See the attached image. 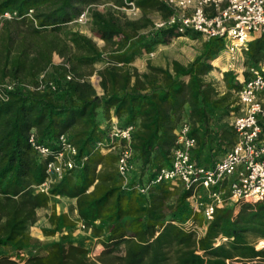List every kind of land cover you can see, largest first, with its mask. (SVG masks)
<instances>
[{
  "label": "trees",
  "instance_id": "1",
  "mask_svg": "<svg viewBox=\"0 0 264 264\" xmlns=\"http://www.w3.org/2000/svg\"><path fill=\"white\" fill-rule=\"evenodd\" d=\"M134 3L141 16L123 12ZM88 9V36L68 26ZM34 11L33 19L25 15ZM0 86L16 82L6 101H0V264H264V201L218 208L205 236L177 224L192 218L190 192L181 183L158 182L142 194L136 185L148 184L171 164L176 130L191 124L197 145L192 159L212 167L236 141L229 122L237 113L241 85L231 72L223 75L226 92L206 77L218 66L224 47L219 38L204 42L188 64L173 60L167 66L148 62L140 72L132 64L143 53L183 36L174 28L155 30L151 15L162 18L174 10L161 0H0ZM95 38L104 43L101 48ZM54 54L64 62L56 64ZM264 60V35L250 42L246 65ZM97 64L102 67L96 69ZM56 90H30L38 77ZM99 78L100 91L91 82ZM71 76V79L67 77ZM115 117L120 126L134 125L131 142L136 172L124 185L117 155L97 149ZM264 139V123L262 124ZM34 131L39 144L57 150L66 135L83 165L69 171L49 194L34 186L46 179V161L29 143ZM75 200L78 221L101 241L96 261L72 232L76 221L53 208L51 227L58 236L44 254L27 255L39 245L30 232L37 212L56 206L55 197ZM203 225V218L193 217ZM227 241L216 245L217 239Z\"/></svg>",
  "mask_w": 264,
  "mask_h": 264
},
{
  "label": "built area",
  "instance_id": "2",
  "mask_svg": "<svg viewBox=\"0 0 264 264\" xmlns=\"http://www.w3.org/2000/svg\"><path fill=\"white\" fill-rule=\"evenodd\" d=\"M174 10L168 18L153 20L155 30L174 28L177 34H198L203 42L219 38L224 47L215 59L221 61L220 73L231 72L241 85L236 92L238 111L231 117L230 126L235 132V144L226 151L212 167L197 164L192 152L197 142L190 136L191 124L183 120L176 130V142L171 151V164L162 168L154 180L148 184L136 185L142 194H147L150 186L158 182L181 183L190 192L188 202L192 212L184 224H177L185 231L205 236L209 226L215 220L216 210L225 206L236 207L241 203L264 201V60L257 64L246 65V53L250 42L264 35V0H161ZM136 18L141 15L139 8L130 3L125 9ZM17 14L5 12L3 20H12ZM33 19L34 11L25 15ZM88 9L74 21L89 22ZM183 36L172 39L176 41ZM71 79V76L67 77ZM45 75L38 77L36 86H27L30 90H56V85L46 82ZM16 82L8 81L0 86V101H6L9 91L14 90ZM134 125L122 127L118 119L112 117L104 138L97 143L102 154L117 155V171L126 186L131 182L136 164L133 161L131 142ZM29 143L39 157L46 161V179L34 186L36 193L49 194L51 186L60 182L66 174L83 165L77 160V150L66 135H61L55 146L39 144L35 132L29 135ZM59 196L54 200H62ZM203 218V225L195 223L193 217ZM81 230H90L83 222L76 220ZM227 241L217 239L216 245Z\"/></svg>",
  "mask_w": 264,
  "mask_h": 264
},
{
  "label": "rangeland",
  "instance_id": "3",
  "mask_svg": "<svg viewBox=\"0 0 264 264\" xmlns=\"http://www.w3.org/2000/svg\"><path fill=\"white\" fill-rule=\"evenodd\" d=\"M128 18L131 20H136V16L133 14L127 13L125 10L123 11ZM141 16V15H139ZM160 16L157 13H154L151 15V18L153 20H156ZM1 28V25H0ZM69 30H77L80 31L88 36H92L90 32V22H87L85 24H79V23H71L68 26ZM95 41L97 44L102 48L104 43L98 39L95 38ZM203 40L201 38L197 39H179L176 41H167L163 45H159L154 48V50L151 53H143L141 56L137 57L135 61L133 62V66L136 67L140 72H143L146 70V66L148 62H152L154 65L157 66H167L171 61L176 60L179 61L182 64H188L189 62L193 61L195 57L201 52L203 48ZM222 67V64H220ZM102 67V64H97L95 66L96 69H99ZM213 78V77H208ZM207 78V80H208ZM219 78V77H218ZM91 82L93 85L99 89V79L96 75H93L91 77ZM212 80V79H211ZM212 82L216 84V87L220 92H222L226 88V85H224L223 80L217 81V79H214ZM227 89V88H226ZM236 96V93H234ZM230 118H226L223 122H229ZM55 203H57L56 206L50 207L48 209H40L37 212V221L34 225L30 226L29 232L30 234L35 235L38 233L39 237L35 238V236H32L34 239L38 240L39 245H37L32 252L25 254V256L28 255H40L44 254L47 250L48 245L53 242L54 240L58 239V236L54 237H48L44 234L43 230L48 229L51 227L50 223L48 222V216L52 213L53 208L58 213H61L63 208L69 210V216L72 220L75 221L76 217L73 214L72 210V202L68 201L67 199L62 200H54ZM72 236L75 239L78 236H81L82 240L81 243H84L85 247L88 248L89 256L88 258L92 261H96L98 256L100 255L101 251L103 250V247L101 245V241L97 238H94L92 235V232L90 230H81L78 228V225L76 223ZM77 241V240H76ZM79 242V241H78ZM260 248L264 247V241H260L257 244ZM0 252H3L5 254L10 253L9 250H0ZM173 262L171 261L170 264ZM234 264V263H232Z\"/></svg>",
  "mask_w": 264,
  "mask_h": 264
},
{
  "label": "crops",
  "instance_id": "4",
  "mask_svg": "<svg viewBox=\"0 0 264 264\" xmlns=\"http://www.w3.org/2000/svg\"><path fill=\"white\" fill-rule=\"evenodd\" d=\"M192 34H194V33H192ZM190 37H186V38H182V39H189ZM198 38H200V37H198ZM190 39H192V38H190ZM263 61V60H262ZM261 61V62H262ZM54 62L56 63V64H61V63H63L64 62V60H63V58H61L59 55H57V54H54ZM220 64H221V61H219V64H218V66H220ZM133 65V64H132ZM213 67H214V64H213ZM224 73H226V72H224ZM224 73H220V70L218 69V68H214L213 69V71L206 77V79L208 78V77H213V78H208V81H213L214 79H217V81H222L223 80V75H224ZM219 77V78H218ZM212 79V80H211ZM224 83V82H223ZM225 85V84H224ZM97 89V88H96ZM223 91L222 92H220L221 94H223L224 92H226V88L225 87H223ZM98 91H100V87H99V89H97ZM220 91V90H219ZM230 120H231V118L229 119V122H230ZM221 158V157H220ZM219 158V159H220ZM68 201H70V202H72V210H73V214L75 215V217H76V219H75V221L77 220V217H78V215H77V211H76V203H75V200H68ZM55 203V202H54ZM56 205H57V203H56ZM61 213H67V214H69V210L68 209H64L63 208V210H62V212ZM79 228V227H78ZM31 236H35V238H38L39 237V235H38V233H36L35 235H33V234H31ZM75 240H77V241H81L82 240V238H81V236H78V237H76L75 238Z\"/></svg>",
  "mask_w": 264,
  "mask_h": 264
},
{
  "label": "water",
  "instance_id": "5",
  "mask_svg": "<svg viewBox=\"0 0 264 264\" xmlns=\"http://www.w3.org/2000/svg\"><path fill=\"white\" fill-rule=\"evenodd\" d=\"M99 79V78H98Z\"/></svg>",
  "mask_w": 264,
  "mask_h": 264
}]
</instances>
